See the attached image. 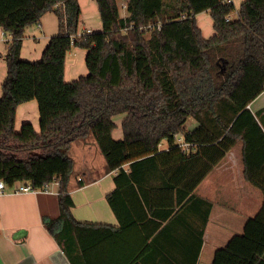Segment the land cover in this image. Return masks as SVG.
Here are the masks:
<instances>
[{"label":"trees","instance_id":"1","mask_svg":"<svg viewBox=\"0 0 264 264\" xmlns=\"http://www.w3.org/2000/svg\"><path fill=\"white\" fill-rule=\"evenodd\" d=\"M96 2L102 31L78 36L79 0H0V28L12 37L0 98V181L34 189L59 181L60 216L46 226L73 264L72 245L86 226L71 213L69 152L89 135L107 170L120 172L117 190L123 181L150 197L178 188L184 203L242 144L246 181L264 196V109L255 114L249 109L264 93V0H246L239 12L226 0ZM204 12L214 22L208 40L196 20ZM234 12L237 18L231 17ZM47 13L58 17L59 33L40 61H25V30ZM151 24L162 27L141 30ZM72 48L87 51L88 75L68 83L65 63ZM31 101L38 103L40 131L31 123L17 131V108ZM118 115H126L121 140L113 137ZM190 118L198 124L193 131L186 130ZM178 136L190 151L177 143ZM165 140L169 146L162 150ZM117 190L108 202L118 214ZM56 221L63 222L59 233ZM213 264H264V204L244 233L217 251Z\"/></svg>","mask_w":264,"mask_h":264},{"label":"crops","instance_id":"2","mask_svg":"<svg viewBox=\"0 0 264 264\" xmlns=\"http://www.w3.org/2000/svg\"><path fill=\"white\" fill-rule=\"evenodd\" d=\"M245 1L232 0L237 12ZM79 4L82 11L79 34L88 30L102 31V22L98 28L90 27L91 18L100 17L96 0H79ZM196 20L203 38H212L214 22L209 12L197 15ZM58 33V17L47 13L39 25L25 30L21 58L40 61L50 40ZM11 39L0 28V98L7 76V43ZM86 56L87 51L83 49L69 51L65 63L66 82L87 75ZM263 97L264 93L249 106L254 114L264 109L263 102L256 107ZM125 117L113 118L116 140L124 138ZM193 121L190 118L187 122V131L197 128L198 124ZM24 123H31L40 131L36 101L17 108L16 130L20 131ZM91 137L75 141L69 152L73 161L76 156L81 157L78 166L81 175L73 172L71 180L70 196L74 202L71 213L78 223L86 226L72 245L76 264H213L217 251L225 248L233 237L242 235L247 221L263 208V193L245 178L242 144L226 155L196 188L192 199L182 203L178 188L153 192L150 197L149 194L143 196L137 186L131 187L123 181L125 185L117 190L115 178L120 172L107 170L96 140ZM178 140L185 151H190L191 145L185 143L182 136L177 137V143ZM124 170L128 173L129 165H125ZM116 190L118 214L108 202V196ZM147 201L153 204V211ZM59 216L58 186L48 192L19 195L7 189L0 196V264H73L46 226V222L57 220ZM54 228L57 233L63 231V222L56 221Z\"/></svg>","mask_w":264,"mask_h":264},{"label":"built area","instance_id":"3","mask_svg":"<svg viewBox=\"0 0 264 264\" xmlns=\"http://www.w3.org/2000/svg\"><path fill=\"white\" fill-rule=\"evenodd\" d=\"M228 4H232V0H226ZM127 8V3L123 2L121 9L125 10ZM231 17L227 18V21H230ZM161 24H151L146 27L141 28L142 31H150L154 28L161 29ZM87 33H92L91 30L86 31ZM79 34L78 36H80ZM54 186H60L59 181L55 180L52 183L45 184L43 188L41 189H34L30 184L18 181L13 184V186H7L3 181H0V196L5 193L7 189H11L13 194L19 195V194H29V193H36V192H48L50 191Z\"/></svg>","mask_w":264,"mask_h":264},{"label":"rangeland","instance_id":"4","mask_svg":"<svg viewBox=\"0 0 264 264\" xmlns=\"http://www.w3.org/2000/svg\"><path fill=\"white\" fill-rule=\"evenodd\" d=\"M81 4V3H80ZM120 6H122V4L120 5ZM121 13L122 14H124V11L123 10H121ZM237 16H238V13L237 12H234V14H233V16L232 17H234V18H237ZM101 21H100V17L98 16V15H96L95 17H92L91 18V21H90V27H91V29L93 28H98L99 27V23H100ZM33 27H36V25H33V26H31V27H29V30H31V29H33ZM31 28V29H30ZM74 50V49H73ZM74 52V51H73ZM84 66H86V65H84ZM87 75H88V73H87ZM80 77H82V76H80ZM264 103V97L262 98V99H260L259 100V102H257L255 105H256V107H259L260 106V104L261 103ZM262 103V104H263ZM261 104V105H262ZM118 119H119V117H118ZM193 122H195V121H193ZM196 123V122H195ZM188 125L189 126H191V123L189 122L188 123ZM91 138H93V137H91ZM178 144L180 145V142H179V140H178ZM168 142L165 140V141H163V143H162V145H161V147H162V150H165V149H168ZM69 155H71V154H69ZM71 157H72V155H71ZM101 160H103V156L101 157ZM74 161H76V169H75V174H78V175H81V174H79L80 173V170L78 169V166L80 165V162L79 161H81V157H78V156H76L75 157V159H74Z\"/></svg>","mask_w":264,"mask_h":264}]
</instances>
